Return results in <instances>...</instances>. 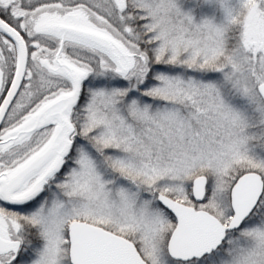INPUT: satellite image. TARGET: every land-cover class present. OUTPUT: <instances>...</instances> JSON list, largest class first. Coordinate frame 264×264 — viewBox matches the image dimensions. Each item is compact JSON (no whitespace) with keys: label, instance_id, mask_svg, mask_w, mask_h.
I'll list each match as a JSON object with an SVG mask.
<instances>
[{"label":"snow or ice","instance_id":"obj_1","mask_svg":"<svg viewBox=\"0 0 264 264\" xmlns=\"http://www.w3.org/2000/svg\"><path fill=\"white\" fill-rule=\"evenodd\" d=\"M0 264H264V0H0Z\"/></svg>","mask_w":264,"mask_h":264}]
</instances>
